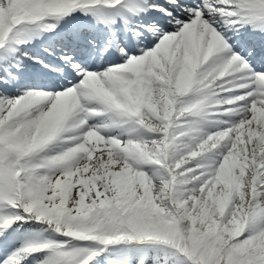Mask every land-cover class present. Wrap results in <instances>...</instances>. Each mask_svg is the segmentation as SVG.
Here are the masks:
<instances>
[{"label": "snow or ice", "instance_id": "snow-or-ice-1", "mask_svg": "<svg viewBox=\"0 0 264 264\" xmlns=\"http://www.w3.org/2000/svg\"><path fill=\"white\" fill-rule=\"evenodd\" d=\"M0 264H264V0H0Z\"/></svg>", "mask_w": 264, "mask_h": 264}]
</instances>
